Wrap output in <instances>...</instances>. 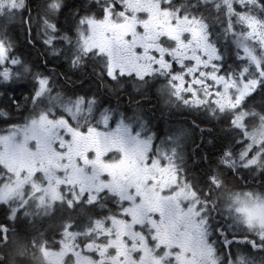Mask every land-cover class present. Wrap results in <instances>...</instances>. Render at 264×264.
<instances>
[{"label":"snow or ice","instance_id":"6c2138e0","mask_svg":"<svg viewBox=\"0 0 264 264\" xmlns=\"http://www.w3.org/2000/svg\"><path fill=\"white\" fill-rule=\"evenodd\" d=\"M129 85L220 124L216 154L104 102ZM0 100V264H264V0H0Z\"/></svg>","mask_w":264,"mask_h":264},{"label":"flooded vegetation","instance_id":"af4514ba","mask_svg":"<svg viewBox=\"0 0 264 264\" xmlns=\"http://www.w3.org/2000/svg\"><path fill=\"white\" fill-rule=\"evenodd\" d=\"M21 51L34 62L40 64L43 70L48 71L54 68L57 82L69 92L95 91L98 87L95 77L90 74V69L86 71L73 70L66 61L51 59L49 64L45 66L41 63L40 50L32 48L26 40L24 46H21ZM102 98L106 104L118 107L122 112L129 114L136 107V103L139 102L145 119L151 125L152 130L160 137L172 128L184 126L188 130L185 152L190 167H198L199 165H194L193 161L204 153L209 156L216 154L220 137L223 135L222 127L215 121L207 120L202 113L186 109L167 111L157 102L154 94L150 98L141 99L140 95L132 91L130 85L111 94H102ZM5 105L6 102L0 100V107ZM194 121L195 123H193ZM4 126L0 122V127ZM209 141H212V143H209Z\"/></svg>","mask_w":264,"mask_h":264},{"label":"trees","instance_id":"16d2710c","mask_svg":"<svg viewBox=\"0 0 264 264\" xmlns=\"http://www.w3.org/2000/svg\"><path fill=\"white\" fill-rule=\"evenodd\" d=\"M19 41H20V45L21 46H24V43H25V37L23 34H20L19 37H18Z\"/></svg>","mask_w":264,"mask_h":264}]
</instances>
